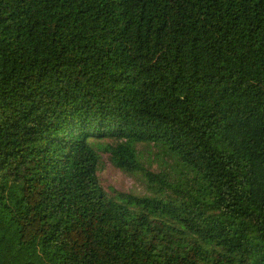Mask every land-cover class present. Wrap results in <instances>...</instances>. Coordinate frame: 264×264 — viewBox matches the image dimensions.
I'll list each match as a JSON object with an SVG mask.
<instances>
[{"label": "trees", "instance_id": "16d2710c", "mask_svg": "<svg viewBox=\"0 0 264 264\" xmlns=\"http://www.w3.org/2000/svg\"><path fill=\"white\" fill-rule=\"evenodd\" d=\"M104 139L217 216L107 196ZM0 264H264V0H0Z\"/></svg>", "mask_w": 264, "mask_h": 264}, {"label": "rangeland", "instance_id": "374dc122", "mask_svg": "<svg viewBox=\"0 0 264 264\" xmlns=\"http://www.w3.org/2000/svg\"><path fill=\"white\" fill-rule=\"evenodd\" d=\"M92 143L98 156V182L107 196L176 203L184 212L200 210L201 219L217 216L200 180L166 147L153 143L128 146L110 139Z\"/></svg>", "mask_w": 264, "mask_h": 264}]
</instances>
